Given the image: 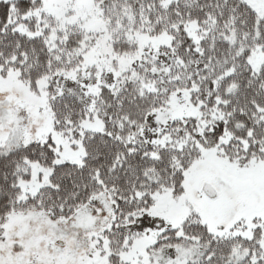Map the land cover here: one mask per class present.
Segmentation results:
<instances>
[{"label": "snow or ice", "instance_id": "snow-or-ice-1", "mask_svg": "<svg viewBox=\"0 0 264 264\" xmlns=\"http://www.w3.org/2000/svg\"><path fill=\"white\" fill-rule=\"evenodd\" d=\"M0 264H264V0H0Z\"/></svg>", "mask_w": 264, "mask_h": 264}]
</instances>
